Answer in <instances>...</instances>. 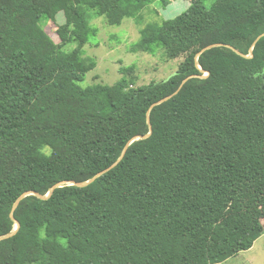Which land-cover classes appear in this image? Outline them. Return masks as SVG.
Wrapping results in <instances>:
<instances>
[{
	"label": "trees",
	"instance_id": "obj_1",
	"mask_svg": "<svg viewBox=\"0 0 264 264\" xmlns=\"http://www.w3.org/2000/svg\"><path fill=\"white\" fill-rule=\"evenodd\" d=\"M173 1L0 0V264H219L264 233V0H188L130 47L172 75L83 85L92 19Z\"/></svg>",
	"mask_w": 264,
	"mask_h": 264
},
{
	"label": "rangeland",
	"instance_id": "obj_2",
	"mask_svg": "<svg viewBox=\"0 0 264 264\" xmlns=\"http://www.w3.org/2000/svg\"><path fill=\"white\" fill-rule=\"evenodd\" d=\"M203 2L206 6H211L214 0ZM188 3V0H174L166 8L159 7V10L154 9L158 6V3H154L139 19L126 17L121 25L108 24L104 16L92 19L91 24L97 29V34L83 46L86 55L96 61V67L88 72L83 85L93 83L112 85L122 78L120 67L131 64L135 65L134 86L167 79L176 71L183 59L182 56L170 58L163 51L156 55L142 51L132 52L130 47L139 40L140 30L147 23H161L164 19L174 17L184 10ZM57 20L59 23L64 22L63 13L58 14ZM45 29L55 41H59V36L51 23L48 22ZM219 264H264V233L256 239L250 249L241 251Z\"/></svg>",
	"mask_w": 264,
	"mask_h": 264
},
{
	"label": "water",
	"instance_id": "obj_3",
	"mask_svg": "<svg viewBox=\"0 0 264 264\" xmlns=\"http://www.w3.org/2000/svg\"><path fill=\"white\" fill-rule=\"evenodd\" d=\"M259 38V37H258ZM212 46H214V45H208V46H206L203 50H205V49H208V48H210V47H212ZM187 80V78L184 80V82ZM168 97H166V98H164V99H162L161 101H159V102H162V101H164V100H166ZM159 102H156V103H159ZM155 103V104H156ZM150 128H151V126H150ZM149 135V133L147 134V135H144L143 137H147ZM131 142V141H130ZM129 144H127V146H128ZM126 146V147H127ZM126 147H125V149H126ZM116 163H114L113 165H111L108 169H110L111 167H113L114 165H115ZM108 169H106V170H104V171H102V172H100V173H98V174H96L93 178H91V179H89V180H87V181H85V182H78V183H76L77 185H80V186H84V185H87L88 183H90V182H92L96 177H98L99 175H101L103 172H105V171H107ZM58 185H55V186H53L51 189H50V191L47 193V194H45V195H42V194H39V193H35V192H25V193H23L17 200H16V202L14 203V206H13V209H15L16 208V206L19 204V202L24 198V197H26V196H28V195H30V194H36L38 197H40V198H47V197H49V195L52 193V191L54 190V188L55 187H57ZM19 222H16V227H15V229L11 232V233H9V234H6V235H3V236H0V240L1 239H4V238H7V237H9V236H11V235H13L16 231H17V229L19 228Z\"/></svg>",
	"mask_w": 264,
	"mask_h": 264
}]
</instances>
